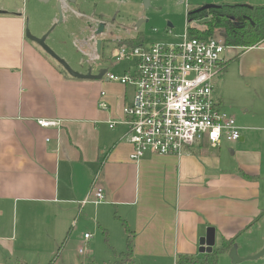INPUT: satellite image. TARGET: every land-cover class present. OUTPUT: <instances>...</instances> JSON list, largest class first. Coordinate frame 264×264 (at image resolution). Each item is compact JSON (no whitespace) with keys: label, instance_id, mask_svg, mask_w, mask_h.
I'll return each instance as SVG.
<instances>
[{"label":"crops","instance_id":"1","mask_svg":"<svg viewBox=\"0 0 264 264\" xmlns=\"http://www.w3.org/2000/svg\"><path fill=\"white\" fill-rule=\"evenodd\" d=\"M20 1H0L8 12L0 15V264H60L67 259L64 245L85 225L103 228L107 239L109 233L114 258L105 264L126 252L127 230L132 264L201 259L206 254L199 252L200 240L210 228L216 235L213 251L224 241L239 247L258 243L264 224V42L229 47L214 84L222 110L241 130L238 142L212 146L203 140L181 156L148 152L132 161L123 108L134 88L106 77H71L25 34L28 17L36 37L58 22L56 2ZM24 1L31 3L30 15ZM143 2L93 0L86 6L78 0L66 5L63 22L48 40L76 66L74 43L86 36L79 14L110 17L132 10L141 22L132 40L141 36L147 45L140 32ZM189 2L198 9L209 1ZM131 72L134 66L125 74ZM39 119L60 120L61 126L42 128ZM95 188L104 191L102 203H96Z\"/></svg>","mask_w":264,"mask_h":264},{"label":"built area","instance_id":"2","mask_svg":"<svg viewBox=\"0 0 264 264\" xmlns=\"http://www.w3.org/2000/svg\"><path fill=\"white\" fill-rule=\"evenodd\" d=\"M228 48L222 35L198 39L187 28L176 43L118 51L116 60L133 63L134 72L118 77L108 71L104 77L134 88L132 102L123 108L127 137L134 148L132 161L148 152L181 156L203 140L219 146L223 140L235 143L241 139L236 121L215 97L214 80L223 70ZM100 107L107 109L108 105L102 102ZM37 123L42 128L61 126L60 120L39 119ZM93 193L96 203L104 201L101 188ZM85 238L90 239L89 235Z\"/></svg>","mask_w":264,"mask_h":264},{"label":"rangeland","instance_id":"3","mask_svg":"<svg viewBox=\"0 0 264 264\" xmlns=\"http://www.w3.org/2000/svg\"><path fill=\"white\" fill-rule=\"evenodd\" d=\"M2 3L7 2L10 4L11 0H0ZM15 5H19L22 1L18 3V0H15ZM144 1V0H143ZM193 1V0H192ZM198 2L201 1H209L202 2L203 5H243V6H264V0H196ZM189 0H151L150 7L145 11V22L142 24L140 28V32L143 34L145 38V42L147 45L151 44H170L176 43L181 40V38L186 34L188 28L187 14L189 11L195 9L189 7ZM144 4V2H143ZM117 6V5H115ZM201 6V7H202ZM24 10L31 12L32 6L28 1H24ZM118 7V6H117ZM124 8L128 7L125 5ZM39 12H44L43 18H46L47 12L44 10H39ZM140 19L136 17V15L132 12V21L130 27L139 26ZM122 23L118 24L121 26ZM169 25L172 26L170 29ZM192 26H196L197 28L204 29L203 21H196L192 23ZM124 27V26H121ZM30 30L32 31L31 27ZM169 31H172V34H169ZM51 41L48 40V45L54 50V47L51 46ZM116 47L110 42H105V48L103 52V60L100 65L109 68L110 72L118 77H123L125 72H129L132 70L133 66L131 63L121 60L117 61L113 56V50ZM57 53V52H56ZM78 55V53H76ZM78 57H80L78 55ZM77 71H85L89 69V66H81L77 61L76 66L72 67ZM98 71L97 67H94V72ZM219 78L215 79L214 84L218 82ZM104 81V80H101ZM100 81V82H101ZM205 142V141H204ZM103 228L94 227L93 225H85V228L79 232L78 235L75 231L73 232L74 241L69 244L67 242L63 250L66 247L67 259H62L60 264H77L79 262H84L87 264H105L109 263L110 255L113 252L114 243L110 241V235L108 233V239L106 235L103 234ZM107 230V228H104ZM85 234L89 235L90 241L87 243L84 241ZM83 242V243H82ZM258 243L252 241L251 243L243 242L241 243L238 254L240 257H249L256 255L259 253L264 247V224L262 230V237H259L257 240ZM237 244V243H236ZM61 246V245H60ZM112 246V247H111ZM239 246V245H238ZM62 247V246H61ZM60 247V249H61ZM112 259L114 255L112 254ZM34 261V262H33ZM43 263H48V259L41 260ZM114 261V260H112ZM31 264H35V260H32ZM115 264H132L130 259L127 257H121ZM217 264H232V261L229 257V253H223L219 255ZM242 264H264V258L258 261H248Z\"/></svg>","mask_w":264,"mask_h":264},{"label":"trees","instance_id":"4","mask_svg":"<svg viewBox=\"0 0 264 264\" xmlns=\"http://www.w3.org/2000/svg\"><path fill=\"white\" fill-rule=\"evenodd\" d=\"M195 10L187 14L188 32L191 37L207 40L222 35L228 47L241 48L255 47L264 42V6L219 5L217 8L199 13H195ZM196 21H203L205 28L192 26ZM139 46H144L141 36L132 40V47ZM127 233V250L119 257L131 259L134 244L132 233L129 230ZM234 244L233 241H224L220 248L201 259L183 256L177 264H217L219 255L229 252Z\"/></svg>","mask_w":264,"mask_h":264},{"label":"flooded vegetation","instance_id":"5","mask_svg":"<svg viewBox=\"0 0 264 264\" xmlns=\"http://www.w3.org/2000/svg\"><path fill=\"white\" fill-rule=\"evenodd\" d=\"M54 1L56 2L55 7L57 10L56 5H57V2L59 0H54ZM60 1H62L64 3V10L66 9V5L67 6L75 5L78 2V0H76V3L72 4V3L66 2L65 0H60ZM92 1L93 0H84L83 4L87 6V5L92 4ZM124 2H125V0H118L119 5L124 4ZM112 6H114V4H112ZM0 10H2V9H0ZM72 13L76 14L74 12H72ZM79 15L82 18V20L85 21L84 32H86V36L81 41H78V42L76 41L74 43L76 51H77L78 55L80 56V57H78L77 61L79 62V64L81 66H89V68H92V70H94V67H97L98 69L107 68V67H104L103 65H100V63L103 60V52H104V48H105V42H110L111 44H113L116 47L113 50V56L116 59L118 57V55L116 56V54H118V51L121 48H124V47L131 48L132 47V28H126V27L131 26V24L129 22L132 21V10H128L126 12H123L122 14L120 12H117L115 14H112L110 17L109 16H101V15L98 16L96 13H93V14L90 13L88 15H86V14L85 15L79 14ZM57 23L53 24L51 26V28L54 25H56ZM102 23H104V25H105L104 31L99 36H96L95 33L98 31L99 26ZM120 23H122L121 26H124V27L118 26V24H120ZM27 26L30 29V26H31V18L30 17H28L26 19V28H27ZM55 29H54V31H55ZM54 31L49 35V37L54 33ZM48 38H47V40H48ZM99 39L102 41L101 54H98V51H97V41ZM62 59H64V58H62Z\"/></svg>","mask_w":264,"mask_h":264},{"label":"water","instance_id":"6","mask_svg":"<svg viewBox=\"0 0 264 264\" xmlns=\"http://www.w3.org/2000/svg\"><path fill=\"white\" fill-rule=\"evenodd\" d=\"M12 2H14V0H11ZM66 2L69 3H76V0H65ZM183 1V0H181ZM44 2V1H43ZM150 3L151 0H144V9L147 10L150 7ZM57 10L59 12V20L58 23L56 25H54L45 35H43L42 37H36L34 36L30 29L27 28L25 29V34L26 37L33 41L34 43H36L40 48H42V50L49 55L53 60H55L60 66H62V68L73 78L79 79V80H102L104 78V76L106 75V73H108L109 68H101L97 71V73L94 72V70H92V68H89L87 70V73H81L78 71H75L67 62L66 60L62 59L48 44H47V38L49 37V35L54 31V29L56 28V26H58L59 24H61L64 20V3L62 1H58L57 2ZM219 7V5H204L198 9L195 10V13H199L202 11H206V10H210L213 8H217ZM248 7V6H246ZM250 7V6H249ZM8 13L6 11L0 10V15L1 14H5ZM141 23V22H139ZM170 27H172L171 25H169ZM105 28L104 23H102L99 26L98 31L95 33L96 36H99L100 34L103 33ZM101 50H102V41L99 39L97 41V51L98 54H101ZM118 54H116L117 56ZM216 245V235H215V230L213 228H210L207 232V235L202 238L200 240V248H199V252L201 254H206L209 255L211 253H213V249ZM238 250H239V246L238 244H234L233 247L231 248V250L229 251V257L232 261V264H242L244 262H248V261H258L262 258H264V247L263 249L257 253L256 255L253 256H249V257H240L238 254Z\"/></svg>","mask_w":264,"mask_h":264}]
</instances>
